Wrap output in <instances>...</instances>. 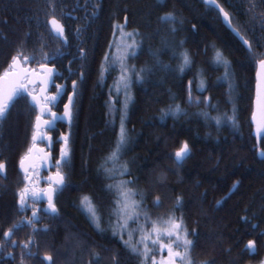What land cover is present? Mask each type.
Here are the masks:
<instances>
[{"label":"trees","instance_id":"16d2710c","mask_svg":"<svg viewBox=\"0 0 264 264\" xmlns=\"http://www.w3.org/2000/svg\"><path fill=\"white\" fill-rule=\"evenodd\" d=\"M49 2L0 0V74L7 69L11 56L21 44L26 55L36 56V61L28 64L31 68H39L42 44L46 45L43 50L49 55L57 48L62 52L68 50L50 41L47 21L53 11ZM55 3L54 14L69 34L73 25L65 21L66 15L75 10L84 12V0H55ZM218 3L233 17V26L240 29L241 35L257 52L264 53V24L259 18L264 4L260 0H218ZM252 4L256 8L249 11ZM88 9L97 17L87 29L86 19L81 16L85 56L74 60L71 66L78 67L84 79L78 81L73 108L70 164L66 171L68 189L60 204L58 261L94 264L92 253H98L103 257L100 264H113L112 257L116 254L120 264H141L108 231L114 196L107 185L123 179L135 181L132 187L144 193V207L154 220L167 219L174 210L175 197H183V206L175 211V216L183 218L189 232L195 229L198 233L195 259H214L216 264H261L264 261V160L258 157L252 135L259 67L251 60L248 49L224 25L218 10L208 7L204 0H87ZM167 13L183 21L176 25L179 30L175 34L170 33V25L159 20ZM124 15L128 17L129 27L143 36L141 49L129 63L137 68L151 66L150 49H160L164 40L177 54L187 52L191 59L190 66L180 73L175 70L178 58L171 52H163L160 59L170 64L173 71L157 70L146 82L135 84L126 114L125 97L116 91L119 71L107 67L105 61V55H110L112 49L108 45L113 27ZM180 41H184L182 46ZM217 51L230 63L231 95L228 82L219 79L224 76V68L213 63ZM78 56L80 53L74 57ZM70 58L63 61L57 57V60L67 66ZM201 80L206 89L202 92L197 90ZM189 82L193 97L199 96L201 100L210 97L217 110L208 109L204 104L189 105ZM175 104H180L188 115L162 122L160 110ZM200 111H210L212 116H235V125L223 124L217 130L196 115ZM121 116L125 117L124 127L130 143L114 167L119 169L126 163L130 175L110 180L104 168H113L106 161L119 139ZM34 117L35 111L21 99L11 109L8 119L0 123V161L5 162L6 173L14 186L20 184L18 166L31 146ZM185 141L191 148V156L178 167L173 156ZM237 181L240 183L233 191ZM84 196L92 200L103 217L104 231L97 230L81 208ZM156 196L160 197L162 207H154ZM13 197L9 193L1 195L0 223L12 209ZM217 201H222L220 206ZM242 217H247V222ZM248 240L256 241L254 253L245 248Z\"/></svg>","mask_w":264,"mask_h":264},{"label":"snow or ice","instance_id":"6c2138e0","mask_svg":"<svg viewBox=\"0 0 264 264\" xmlns=\"http://www.w3.org/2000/svg\"><path fill=\"white\" fill-rule=\"evenodd\" d=\"M205 4L210 8L218 10L222 15L224 22L232 29V31L240 37L243 44L247 47L251 60L257 63L260 71L257 73L258 78L261 73H264V53L257 52L252 43L240 33L238 27L233 26V17L225 11L224 7L218 3V0H204ZM261 4H264V0H260ZM55 0H50L49 7L53 11L51 19L47 21L51 28L53 39L58 41L61 45L68 42V37L65 35L64 25L56 18ZM84 9L87 10V0H84ZM99 7V5H95ZM256 8L255 4H252L249 11ZM95 15V12L92 13ZM256 17H253L255 19ZM261 23L264 24V12L259 16ZM161 22L170 25V33L175 34L179 29L176 27L178 24H182L183 21L179 20L172 13H167L162 17H159ZM125 23H127V17H125ZM116 29L119 32V42L115 44L116 53L112 60L115 65L118 66L120 76L118 78L116 91L120 92V86L123 87L124 94V110L128 103L131 101V89L137 83H144L150 78L155 71L170 72L173 68L170 64H165L161 59L163 52L168 51L172 53L174 58H178V64L176 71L183 73L185 67L190 66L191 59L187 52H177L171 46V44L164 40L162 41V47L160 49L151 50L150 54L153 58V64L151 66H145L137 68L135 64L129 63L130 60L136 58L138 51L141 49L143 43V36L138 31L126 32L124 25H116ZM195 29V25H193ZM84 29L77 28L76 32L79 35ZM116 36V32H114ZM139 37V39H138ZM184 41H180L182 46ZM259 46V45H258ZM46 45H41L40 48V61H38L39 71L26 67L30 62L36 61L35 54L26 55L23 44L17 49L15 55L11 56L10 63L7 69L3 70L0 74V123L5 122L16 104L21 100H25L35 112V122L33 124L32 140L35 141L37 137L46 139L51 142L52 137L48 133L53 129L56 120L66 119L69 124L72 120V97H67L68 103L63 104V115L53 111V108L57 105V102L61 101V94L64 91V85L56 83L57 79L62 78L55 67L57 57L62 56L63 52L57 48L52 55H49L43 49ZM110 48L113 45H109ZM84 49H80L81 57L84 56ZM109 57L105 55V61H108ZM49 62L52 63V67H49ZM71 63V62H69ZM213 63L217 66L224 68V76L219 78L229 84V95H231L232 85L230 83V63L224 57V55L217 51L213 58ZM115 70V69H114ZM106 71V69H105ZM83 76V73H80ZM75 80L72 81L73 94L76 91ZM38 85V86H37ZM54 88L52 94H48L49 87ZM259 87V85H258ZM198 91H205L203 80L200 81L197 87ZM187 103L189 105L204 104L208 109L217 110L216 106L211 103L210 97H205L203 100L199 96L193 97L191 90V82H189ZM257 104L260 111V119L257 121V116L253 114V121L257 122V138H264V96L257 94ZM188 113L180 104L170 105L165 109L160 110L159 119L163 122L168 118L173 120H179L180 118L187 116ZM196 115L202 117L206 123L210 126H214L217 130L223 124L235 125V116L229 117L227 114L212 116L210 111H200ZM47 117V118H45ZM124 116H121L120 134L116 143L114 151L109 156L106 164L111 162L113 168H104V172L108 174L110 180H115L117 176H124L129 174L127 170V164L121 165L119 169H116L115 164L122 158V153L128 148L130 143V137L128 136L124 127ZM210 135V134H209ZM60 140L63 142V146L60 148L59 158L54 161V167L56 169L54 176L47 178V188H37L32 177L29 175V167H25V161L30 160L32 148L28 149V154L20 160V168L24 172V186L19 189L18 196V209L19 214H24L31 211V216L24 215L21 220L13 223L6 231L0 233L3 237V241H0V255H3L8 247L20 249V264H24L25 256L33 257L31 247H37V242L32 238L41 232L47 233L50 229L45 226L44 228H37V224L42 222L43 213L46 216L57 218L59 216V209L56 206L55 194L59 189H62L66 185L65 174L61 171L63 167H67L70 164L69 150H68V137L61 136ZM42 151V150H41ZM50 155V154H46ZM191 156V148L187 141L183 142L180 149L174 153L173 159L178 167H182L186 159ZM261 158H264V149L260 151ZM6 172V164L0 161V175ZM161 179L163 177L161 176ZM239 181L233 184L232 188L235 191L239 185ZM135 184L134 180H119L117 183L108 184L107 189L113 193L114 199L112 202V208L108 217V231L112 233L114 237H117L122 245L129 251L130 255L136 256L141 264H216L213 260H198L193 257V252L198 247V233L195 229L191 232L183 223L182 217H176L175 211H179L183 206V197H175L174 210L169 213L168 218L158 217L152 219L144 207V193L136 190L132 185ZM231 195V193H229ZM227 199V197L225 198ZM40 202H44L46 207L37 208L36 205ZM222 201H217V206H220ZM154 207H162V201L159 196H156L153 201ZM81 208L86 212L90 222L99 231H104L102 228L103 217L98 214L96 205L88 196L82 197L80 201ZM242 220L247 222V217H242ZM28 227L31 229V235L27 241L17 243L13 238L17 231ZM256 228V225H252ZM127 237V238H125ZM190 237H197L196 240ZM245 248L248 252L254 253L256 251V241L248 240ZM110 251V250H109ZM166 252V255H161L160 259H157V254ZM94 257V264H100L103 259L98 253H92ZM7 256L13 260L16 257L11 251H7ZM43 260L47 264H55L53 257L46 255ZM113 264H120L118 254L112 257ZM264 264V261H261Z\"/></svg>","mask_w":264,"mask_h":264},{"label":"flooded vegetation","instance_id":"af4514ba","mask_svg":"<svg viewBox=\"0 0 264 264\" xmlns=\"http://www.w3.org/2000/svg\"><path fill=\"white\" fill-rule=\"evenodd\" d=\"M92 13H93L92 9H88L84 12H82V10H79V11L75 10L73 11L72 14L66 15L67 20L65 21L66 22L69 21L68 25H71V22H72L73 30L72 32L69 31V34H68L67 28H65V35H67L68 37V42L66 44H63L62 46H65V48L68 49L67 50L68 52L64 51L63 55L59 56V58H62L64 61V60H68V58L70 57H73V60L70 58L69 62L71 63H68L67 66L66 65L62 66L63 65L62 62L58 60L55 63V67L57 71L61 73V76H62V78L56 80V83L64 85V91L61 94L62 102L58 101L57 105L53 108V111H55L58 114V116H62L63 111H64L63 104L68 103L67 97L71 96L72 101H73V107L71 109L72 110V120H71V124H69V122L66 119L56 120L53 129L48 133V135L52 137L51 142L47 141L46 139H41L39 137L37 138V142H34L31 137L30 148H35L36 155H35L33 163L31 164V167H29V175L32 177L35 183V186L37 188H47L48 187L47 178L49 176H54L55 174L56 169L54 167V161L59 158L60 148L63 146V142L60 140V137L62 135L68 137L67 147L69 150L70 130H71V127L74 121L73 108H74V104L76 101V91L78 88V81L84 79V75L83 76L80 75V73H82L80 69L78 67L71 68V66L74 60H78L82 58L81 56H78V57H74V56L75 55L77 56L80 53L81 48L83 49L86 48V46H84L85 43L83 42V39H82V32L78 35L76 32V29L83 28L80 26L82 24L81 16H83V18L86 19V27L87 29H89V27H91L93 23L94 17H97V16H93ZM125 17L127 16L124 15L122 20L119 22H116V24L114 25L113 36H112L111 43L109 45L115 46L114 44H116V41L119 38V32L116 29V25L118 24L124 25L126 32L135 31L129 27L128 17H127V23H125ZM48 28H49V32L51 33L50 27ZM114 32H116V36H114ZM51 37H50V41H52V45L59 47L61 44L58 41L53 39V34H51ZM42 41L43 43L46 41V36L42 38ZM84 53H85V50H84ZM106 65L108 67L109 65L108 61ZM27 66L29 65H26V67ZM48 66L52 67V63L49 62ZM29 67L31 68V66ZM32 69L38 70L39 68H32ZM73 80L77 82L75 94H73V90H72ZM53 92H54V88L50 87L48 94H52ZM35 115H36V112H35ZM34 122H35V117H34ZM46 154H50V155L46 156ZM67 167H63L61 169V171L65 174V177H66V185L62 189H59L57 193L55 194L56 206L59 209V216L54 219L50 216H46L43 213H40V215L43 216V219H42V222L36 225L37 228H44L45 226H47L50 229V231L47 233L41 232L35 236H32V238L37 242L38 246L31 247V251L33 252L34 255L31 258L25 256L24 264H47V262L43 260V257L46 255L52 256L53 260L55 261V264H61L58 261V254H57L60 248L58 236L60 233V225H61V218H60L61 215L60 214L62 210L60 204H61V200L65 196L67 189H68L67 187L68 186L67 184L68 175L66 173ZM21 175H20L21 177L20 184H18V186L17 185L14 186L11 177L8 178L7 173L5 174V177L0 175V197L3 194H8V193L14 194L13 198L15 200L13 203L12 209L9 210L6 214H4V217L2 218L3 221H1L0 223V233H2L3 231H6L9 227L12 226L13 223H16L19 220H21L24 215L31 216V211L24 213V214H19L18 203H17L18 201L17 193L19 189L24 186V183H25L23 179L24 174L21 173ZM13 187L16 189H14ZM36 207L42 209L46 207V204L44 202H40L36 205ZM30 235H31V229L28 227H24L23 229L17 231L13 238L19 244L21 242L27 241ZM0 241H3L2 235H0ZM7 251H11L13 255L16 257V259L13 260L12 258L8 257ZM7 251L3 255H0V264H20V251L21 250L18 248L8 247Z\"/></svg>","mask_w":264,"mask_h":264},{"label":"water","instance_id":"95a60500","mask_svg":"<svg viewBox=\"0 0 264 264\" xmlns=\"http://www.w3.org/2000/svg\"><path fill=\"white\" fill-rule=\"evenodd\" d=\"M222 16V15H221ZM222 19H223V17H222ZM223 23H224V25L231 31V33L243 44V42H242V40L240 39V37H238L233 31H232V29L224 22V20H223ZM50 27V26H49ZM50 30H51V28H50ZM54 35V34H53ZM244 45V44H243ZM245 46V45H244ZM246 47V46H245ZM247 48V47H246ZM27 67H29V66H27ZM30 68V67H29ZM37 71H39V69L37 70ZM260 71V69L258 68V71H257V73ZM256 77H257V86H256V97H255V107H254V113L256 114V116H257V121L260 119V111H259V108H258V104H257V94H258V92H259V94L261 95V96H264V73H261V76L258 78V76L256 75ZM258 85H259V87H258ZM38 86V85H37ZM51 87V86H50ZM50 87L48 88V91H49V89H50ZM72 107H73V101H72V105H71V109H72ZM252 124H253V137H254V139H255V141H256V144H257V148H258V157H259V159L260 160H264V158H261V156H260V151H261V141H262V139L263 138H260V139H258L257 138V122L256 121H252ZM38 138V137H37ZM34 142H37V139L34 141ZM33 149V151H32V153H31V159L30 160H26L25 161V167H29V165H31L32 163H33V161H34V158H35V155H36V150H35V148H32ZM28 154V153H27ZM19 171H20V173H22V174H24V172H23V170L20 168V162H19ZM5 174H6V172L4 173V174H2V176L3 177H5Z\"/></svg>","mask_w":264,"mask_h":264},{"label":"rangeland","instance_id":"374dc122","mask_svg":"<svg viewBox=\"0 0 264 264\" xmlns=\"http://www.w3.org/2000/svg\"><path fill=\"white\" fill-rule=\"evenodd\" d=\"M118 42H119V38H118V40L116 41V43H118ZM114 45H115V44H114ZM115 55H118V54L116 53L115 46H113L112 51L110 52V56H109L110 58H109V60H108L109 65H108V66H110V67H115V68L118 69V66L115 65V64L113 63V60H112V58H113ZM118 71H119V70H118ZM119 76H120V72H119V75H118V77H117V81H118ZM119 93L123 94V87H122V85L120 86V92H119ZM123 95H124V94H123ZM161 255H166V252L161 253V254H157L158 259L161 258Z\"/></svg>","mask_w":264,"mask_h":264}]
</instances>
